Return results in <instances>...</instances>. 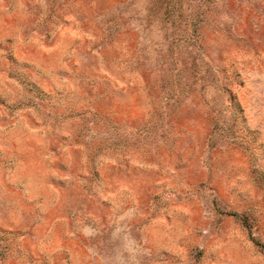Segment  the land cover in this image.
Listing matches in <instances>:
<instances>
[{
	"label": "rangeland",
	"instance_id": "1",
	"mask_svg": "<svg viewBox=\"0 0 264 264\" xmlns=\"http://www.w3.org/2000/svg\"><path fill=\"white\" fill-rule=\"evenodd\" d=\"M0 264H264V0H0Z\"/></svg>",
	"mask_w": 264,
	"mask_h": 264
}]
</instances>
